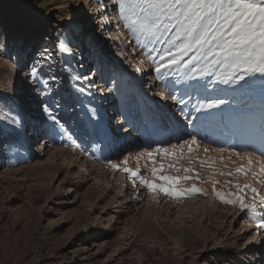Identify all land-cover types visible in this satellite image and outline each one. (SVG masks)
Wrapping results in <instances>:
<instances>
[{
    "label": "rangeland",
    "instance_id": "1",
    "mask_svg": "<svg viewBox=\"0 0 264 264\" xmlns=\"http://www.w3.org/2000/svg\"><path fill=\"white\" fill-rule=\"evenodd\" d=\"M115 13L110 0H0V264H264V230L255 226L264 208L240 211L212 191L220 181L222 193L239 183L264 195L255 178L195 163L199 179L183 186L208 195L177 201L110 167L127 160L150 178L146 153L185 139L243 150L239 138L264 118V77L222 84L187 69L160 77L122 21L120 46ZM224 157L225 172L246 164Z\"/></svg>",
    "mask_w": 264,
    "mask_h": 264
},
{
    "label": "snow or ice",
    "instance_id": "2",
    "mask_svg": "<svg viewBox=\"0 0 264 264\" xmlns=\"http://www.w3.org/2000/svg\"><path fill=\"white\" fill-rule=\"evenodd\" d=\"M118 7L119 19L136 44L155 64L158 76H165L173 69H187L201 75H216L222 84H240L259 74L264 77V0H110ZM63 47V45H61ZM154 54V55H153ZM139 71V69H137ZM35 75V70H33ZM195 78V76H193ZM226 103L220 99L207 105H200L196 111L219 108ZM54 124L60 126L55 115L49 113ZM197 117L189 119V124ZM245 145L243 150L203 146L197 139H185L183 143L170 147H155L146 153V166L151 165L150 178L139 168L123 167L111 163L110 167L128 175L133 185L138 182L153 196L163 194L177 201L195 195L208 193L195 183L184 187L186 181L199 179L201 173L193 166L217 172L220 176L253 177L264 185V118L258 130L246 132L239 138ZM205 154L199 158V152ZM219 153V159L210 155ZM259 152V155L257 154ZM227 161L236 164L246 161L234 170L223 171L217 164L227 168ZM145 154H141L144 157ZM141 157H137V160ZM233 157L235 159H233ZM159 158V160H158ZM187 162L184 167L182 162ZM169 170L183 172V176L167 174ZM193 175H189L192 174ZM212 181V191L227 205L240 211L255 214L264 208V195L252 184L232 183L236 192L217 191ZM250 194V197H249ZM260 198L259 200L257 198ZM250 198L251 202H248ZM264 230V215L255 225Z\"/></svg>",
    "mask_w": 264,
    "mask_h": 264
},
{
    "label": "bare ground",
    "instance_id": "3",
    "mask_svg": "<svg viewBox=\"0 0 264 264\" xmlns=\"http://www.w3.org/2000/svg\"><path fill=\"white\" fill-rule=\"evenodd\" d=\"M109 2V1H108ZM114 4V3H113ZM109 6H112V4L110 3L109 4ZM97 8H98V6H97ZM101 11H103V9L101 10ZM111 15H113V18L112 19H114L115 21L117 20V21H119L118 23H117V25L119 26V25H121L120 24V22H121V20L119 19V16L115 13V14H111ZM99 17V16H98ZM98 20V19H97ZM113 21V20H112ZM105 28V27H104ZM103 29V28H102ZM106 31V30H105ZM120 31L122 32L121 34H122V37H119V39H118V41L120 42V46L122 47V48H124V42H125V44H127L128 43V40L125 38V34H123L124 33V29L122 28V27H120ZM102 32V31H101ZM108 34V33H107ZM119 54V53H118ZM41 57V56H40ZM40 57H38V59L40 58ZM139 66H138V69H139V74H138V78H142V76H143V74L146 72V68L144 67V61H143V56L141 55L140 56V60H137V62H136ZM199 87V86H198ZM163 91H164V87L163 86H160V88H159V90H158V92L160 93V94H163ZM121 104L122 105H124V99L122 98L121 99ZM121 112L122 113H124V109H122L121 110ZM115 115L116 114H114V116L113 117H115ZM215 116V115H214ZM121 120V117H119V121ZM113 122H115V120L113 121ZM118 125V123L116 124V126ZM130 125V124H129ZM157 127L159 128V130L160 131H162L164 134H165V131L162 129V127H161V125H160V119H159V117L157 118ZM116 135V133H110V137L111 138H113V136H115ZM105 166H108L107 164L105 165ZM220 200V199H219Z\"/></svg>",
    "mask_w": 264,
    "mask_h": 264
}]
</instances>
